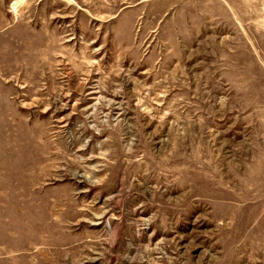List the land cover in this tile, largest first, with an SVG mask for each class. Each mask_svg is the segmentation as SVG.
Here are the masks:
<instances>
[{
    "label": "rangeland",
    "instance_id": "1",
    "mask_svg": "<svg viewBox=\"0 0 264 264\" xmlns=\"http://www.w3.org/2000/svg\"><path fill=\"white\" fill-rule=\"evenodd\" d=\"M0 264H264V0H0Z\"/></svg>",
    "mask_w": 264,
    "mask_h": 264
},
{
    "label": "crops",
    "instance_id": "2",
    "mask_svg": "<svg viewBox=\"0 0 264 264\" xmlns=\"http://www.w3.org/2000/svg\"><path fill=\"white\" fill-rule=\"evenodd\" d=\"M1 41V40H0Z\"/></svg>",
    "mask_w": 264,
    "mask_h": 264
}]
</instances>
